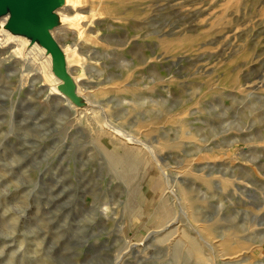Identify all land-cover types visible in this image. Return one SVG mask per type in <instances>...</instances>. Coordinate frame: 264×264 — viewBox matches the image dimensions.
Masks as SVG:
<instances>
[{
  "label": "rangeland",
  "instance_id": "1",
  "mask_svg": "<svg viewBox=\"0 0 264 264\" xmlns=\"http://www.w3.org/2000/svg\"><path fill=\"white\" fill-rule=\"evenodd\" d=\"M89 15L90 119L0 43V264H264V0Z\"/></svg>",
  "mask_w": 264,
  "mask_h": 264
},
{
  "label": "bare ground",
  "instance_id": "2",
  "mask_svg": "<svg viewBox=\"0 0 264 264\" xmlns=\"http://www.w3.org/2000/svg\"><path fill=\"white\" fill-rule=\"evenodd\" d=\"M71 2L72 3L70 4V0H65L64 4L55 12V14L59 17V20L63 21L67 19L69 24L66 27L55 28L53 31H51V35L53 38H56V34L58 35L59 33L69 35L68 30L81 26L82 35L78 36L74 33H70L72 36H75L72 42H69L71 46L66 48L61 46V48L65 54L67 70L76 87V94L80 98H83L90 103L88 107L77 109L69 99H67L57 90V86L60 82L53 76L51 71L50 57L45 53L44 50L39 48L36 44L33 46H29L28 41L24 37H11L2 31L1 28L3 26V23L6 21V18L0 19V22H2L0 24V32H2L0 33V43L17 47V54L24 58L26 61L35 65L38 75L43 74V77L47 82V86L49 87V98L52 97V99H59L60 101H64L67 106L72 108V110L75 112L74 117L76 119H90L93 114H96L94 108L95 104L97 105L100 103L94 96L96 90H90L91 75H89V67L91 64H93L94 60L90 55H87L82 50V45L88 44L92 37L91 30L95 28L96 19L94 20L92 16L89 15V10H91V7H93V5L95 4V0L93 1V3L91 2L90 6L87 5L88 2L86 0H71ZM100 127L102 130L110 133L129 146H140L145 149L140 139H135L132 137L126 138L127 133L126 135H123L120 133V131L111 129L109 126L101 125Z\"/></svg>",
  "mask_w": 264,
  "mask_h": 264
},
{
  "label": "water",
  "instance_id": "3",
  "mask_svg": "<svg viewBox=\"0 0 264 264\" xmlns=\"http://www.w3.org/2000/svg\"><path fill=\"white\" fill-rule=\"evenodd\" d=\"M64 1L0 0V19L6 18L1 28L4 33L24 37L29 46L36 44L45 51L51 60L52 74L60 82L57 90L74 101L76 88L66 67L65 54L51 35L59 21L55 12Z\"/></svg>",
  "mask_w": 264,
  "mask_h": 264
}]
</instances>
